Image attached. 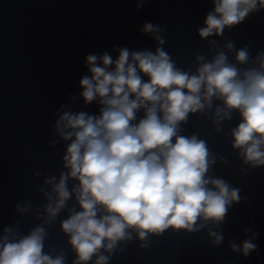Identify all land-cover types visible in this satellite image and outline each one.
Returning <instances> with one entry per match:
<instances>
[{"label":"clouds","instance_id":"obj_1","mask_svg":"<svg viewBox=\"0 0 264 264\" xmlns=\"http://www.w3.org/2000/svg\"><path fill=\"white\" fill-rule=\"evenodd\" d=\"M147 2L138 0L137 9ZM210 3L196 31L208 47L193 51L187 67L165 50L167 29L150 21L140 31L155 40L154 51L118 47L115 59L108 52L85 57L89 75L79 80V97L85 106L95 102L98 112L73 111L76 96L59 106L49 146L63 142L61 170L33 173L43 202L24 199L14 207L38 223L26 232L22 220L0 229V264H66L63 247L45 251L49 229L62 215L59 231L74 254L71 264H110L133 241L146 249L151 237L169 230L207 228L213 247L225 242L230 209L248 197L214 172L229 158L184 126L192 116L203 118L230 141L242 174L264 168V49L253 56L251 43L237 48L225 36L264 10V0ZM244 232L245 239L233 237L228 247L248 258L258 250L259 233Z\"/></svg>","mask_w":264,"mask_h":264}]
</instances>
